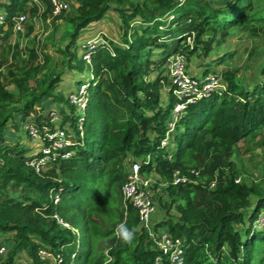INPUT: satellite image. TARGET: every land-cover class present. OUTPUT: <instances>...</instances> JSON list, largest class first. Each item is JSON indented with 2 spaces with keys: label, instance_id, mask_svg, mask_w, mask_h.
<instances>
[{
  "label": "trees",
  "instance_id": "16d2710c",
  "mask_svg": "<svg viewBox=\"0 0 264 264\" xmlns=\"http://www.w3.org/2000/svg\"><path fill=\"white\" fill-rule=\"evenodd\" d=\"M75 1L74 12L66 14L68 9L51 17L50 0H0V12L6 15L0 25V58L5 59L0 68L6 65L5 72L0 69V233L13 240L1 264H19L22 250L32 264H43V247L62 251L69 260L74 256L76 264H155L158 250L140 227L136 208L123 207L128 159L141 163L143 175L168 183L165 194L170 199L163 200L167 215L159 225L183 239L184 264H264V226L256 225L264 192L238 181L243 170L234 160L240 141H250L264 129V63L248 83H239L236 70L225 71L227 90L190 103L168 145H162L178 100L166 72L170 59L180 53L190 59L197 51L208 56L237 29L249 36L264 35V0ZM110 10L121 17L124 45L104 36L107 44L96 46L88 65L78 55L77 41ZM22 13L28 17L27 36L34 32L35 18L51 17L54 32L64 19L70 25L60 40L64 45L51 32L39 50L28 46V58L21 57L19 40L12 44L10 39L15 17ZM49 44L63 54L62 68L48 67ZM256 51L250 48L251 55ZM235 54L226 52L215 61L221 64ZM87 66L91 79L84 136L70 147L71 157L55 159L38 173L28 165L36 152L14 139L16 131L30 121L50 123L55 103L62 104V124L76 127L80 115L60 86L64 70L83 71ZM11 84L19 91L18 99L8 88ZM191 168L200 170L199 177L191 175L197 182L171 183L175 169ZM157 187L155 181V192ZM57 192L61 198L55 204ZM79 193L83 197L77 199ZM173 207L177 220L170 215ZM78 212L84 222L82 236L54 218L59 213L78 229ZM120 223L135 227L133 245L115 236ZM109 257L112 260L105 262Z\"/></svg>",
  "mask_w": 264,
  "mask_h": 264
},
{
  "label": "built area",
  "instance_id": "2783aa9c",
  "mask_svg": "<svg viewBox=\"0 0 264 264\" xmlns=\"http://www.w3.org/2000/svg\"><path fill=\"white\" fill-rule=\"evenodd\" d=\"M52 6V16H57L61 12L70 9L68 0H50ZM50 17V18H51ZM28 21L26 14L22 13L15 17L14 31L22 32ZM6 23V15L0 12V25ZM190 39V38H189ZM98 44H107L104 37L100 39H91L83 44V59L88 65L92 64V53ZM170 64V86L173 94L178 99L171 114L168 124L167 136L163 139L162 145L168 144L171 131L175 129L177 122L181 120L190 103L197 102L203 97H209L214 93L223 94L227 90V85L223 79L216 74H207L197 76L190 74L188 71L187 56L184 53L175 55L168 62ZM69 103L80 111L76 127H72L70 122L62 124L63 115L59 109H52L49 113L50 123L37 124L35 121L27 122L24 125V131L31 140L37 141L38 151L35 157L28 161V165L33 167L36 172L42 173L51 165L53 160L58 158H69L72 156L71 146L79 143L78 137L84 136V115L89 100V83H80L76 89L67 94ZM69 114L71 112L67 110ZM74 131V132H73ZM169 141V140H168ZM141 163L133 162L128 179L122 185V196L125 210L131 204L136 208L139 216L140 227L146 229L148 238L154 249L158 250L155 257V264H184L185 247L181 237H175L165 228L157 227L152 223V218L157 210L154 199L155 181L143 175L140 171ZM200 170L191 168L187 172L175 169L172 175L171 183L174 185L186 184L187 182H197L191 175L200 176ZM214 182L211 183L213 187ZM60 194L57 192L54 196V203L60 201ZM54 218L57 223L66 228L72 229L78 234L75 228L59 213H55ZM257 226H264V207L261 209L256 219ZM157 227V228H155ZM7 246H0V264L5 254ZM39 256L43 264H76L74 256L69 260L66 259L62 251L52 250L50 248H40ZM112 260L108 258V262Z\"/></svg>",
  "mask_w": 264,
  "mask_h": 264
},
{
  "label": "rangeland",
  "instance_id": "374dc122",
  "mask_svg": "<svg viewBox=\"0 0 264 264\" xmlns=\"http://www.w3.org/2000/svg\"><path fill=\"white\" fill-rule=\"evenodd\" d=\"M71 8L70 10L66 11V14H70L74 12V8L76 7L75 0H68ZM120 16L114 10H110L104 19L90 24L87 28H85L77 41L78 45V55L79 57H83V44L86 43L88 37L92 38L96 35L98 30H102L101 35L107 36L114 39L118 44L124 45L121 42V29H120ZM34 22V32L27 36L25 34L27 30V26L25 25V29L21 35V37L17 36V33L10 39V43H14L19 40L20 48H21V57L28 58L27 56V47L32 46L39 50L45 38L52 32L54 33V40L59 42V45L62 47L64 42L60 43L62 40V36L65 34L67 30H69L70 25L64 19H59V29L54 32L53 26L51 24V18L49 17L47 21H44L40 18H35ZM99 30V31H100ZM249 33L241 31L237 29L232 36H229L226 41H224L218 48L211 51L208 56H203L200 51L193 53L190 56V59L187 57L188 62V71L193 75H207V74H216L219 75L224 83L227 85V79L223 75L225 71L236 70L237 71V80L239 83H248L255 80V77L258 76V68L264 63V35L261 36H249ZM32 40L35 42L32 43ZM90 40V39H89ZM31 42V43H30ZM189 43H192V39H189ZM254 46L256 48V53L253 55L250 54V48ZM4 45L0 43V51H3ZM192 48V47H191ZM51 54V62L48 67H56L57 69L62 68V59L63 54L57 52L55 48L49 44L47 49ZM236 51L235 56L232 59H228L227 61L219 64L216 59H219L223 56L226 52L229 51ZM259 52V53H258ZM43 59V58H42ZM41 59V60H42ZM4 57L0 58V62H4ZM166 72L170 75V64L166 66ZM209 69V73H205L206 70ZM1 69V68H0ZM3 72L6 71V65H2ZM91 79V71L88 69V66L83 71H75L66 69L64 70L63 74V81L60 86L61 91H63L66 95L70 90L76 89L80 83L88 82ZM228 87V86H227ZM9 90L16 94V98H19V91L15 85L11 84L8 86ZM62 104L55 103L52 107L59 109ZM76 114H80L78 109L75 110ZM174 130V129H173ZM74 132V131H73ZM172 132V131H171ZM16 135L18 137H14L19 139L22 144L27 147H30L32 151H38V144L37 141L31 140L26 133L24 132V128L16 131ZM170 140V137L168 138ZM167 142L169 143V141ZM168 144H166L167 146ZM239 151L238 154L234 157V160L239 168H242V175L239 177L238 181L243 182L247 185L254 186L256 185L264 192V129L261 130L256 138H253L250 141H240L239 143ZM133 164L132 159L126 160L124 164V169L126 172L130 170L131 165ZM152 178L157 182V192H155L154 199L157 204L160 205L158 209V217L157 219L160 220V223L164 218H166L167 211L166 207L163 206V200L166 202V199H170V197L165 194V187L168 183L163 182V179H159L158 176H152ZM156 191V190H155ZM83 195L79 193L77 195V199L82 198ZM254 200L256 197L253 195ZM76 199V200H77ZM162 199V200H161ZM162 201V202H161ZM75 207H78L76 204ZM74 207V209H75ZM82 207V206H80ZM124 207V206H123ZM81 210V208H77ZM78 215L74 218L75 224L78 226V233L82 236V228L84 227L83 217L80 212L77 213ZM173 220H177L179 217V213L175 207L171 210V214ZM79 236V235H78ZM10 234L8 233H0V244H4L7 246V250L12 246L13 240H9ZM7 239V240H5ZM101 248L104 249L105 255H109V248H106L104 242L100 243ZM106 248V249H105ZM6 257V254L3 256L2 260ZM1 260V262H2ZM17 260L19 264H32L31 259L28 257L26 251H21L20 254L17 256ZM105 262H108L106 259Z\"/></svg>",
  "mask_w": 264,
  "mask_h": 264
},
{
  "label": "clouds",
  "instance_id": "9594fccd",
  "mask_svg": "<svg viewBox=\"0 0 264 264\" xmlns=\"http://www.w3.org/2000/svg\"><path fill=\"white\" fill-rule=\"evenodd\" d=\"M115 236L127 245H133L136 239L135 227H129L125 223H120L115 229Z\"/></svg>",
  "mask_w": 264,
  "mask_h": 264
},
{
  "label": "crops",
  "instance_id": "0c3cea01",
  "mask_svg": "<svg viewBox=\"0 0 264 264\" xmlns=\"http://www.w3.org/2000/svg\"><path fill=\"white\" fill-rule=\"evenodd\" d=\"M100 30V29H99ZM97 31L98 33L96 34V35H94L92 38H90V37H88V39L86 40V41H88L89 39L91 40V39H100V37H104V36H102L101 35V31L102 30H100V31ZM110 38V37H109ZM112 39V38H111ZM114 40V39H113ZM115 41V40H114ZM116 42V41H115ZM199 76V75H198ZM53 109H56L55 107H52ZM158 212H157V210H156V212H155V214H154V216H153V218H152V223L154 224V225H158L159 227H161V228H164V226H161V225H159V223H160V220L159 219H157V217H158Z\"/></svg>",
  "mask_w": 264,
  "mask_h": 264
}]
</instances>
